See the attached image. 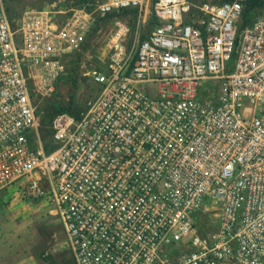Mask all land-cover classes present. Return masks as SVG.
I'll return each mask as SVG.
<instances>
[{
	"label": "built area",
	"instance_id": "1",
	"mask_svg": "<svg viewBox=\"0 0 264 264\" xmlns=\"http://www.w3.org/2000/svg\"><path fill=\"white\" fill-rule=\"evenodd\" d=\"M249 1L100 5L156 24L139 39L115 21L94 95L44 142L39 102L96 16L11 20L0 0V192L49 206L76 264H264V11L244 25Z\"/></svg>",
	"mask_w": 264,
	"mask_h": 264
},
{
	"label": "rangeland",
	"instance_id": "2",
	"mask_svg": "<svg viewBox=\"0 0 264 264\" xmlns=\"http://www.w3.org/2000/svg\"><path fill=\"white\" fill-rule=\"evenodd\" d=\"M108 0H5L8 15L16 19L24 10H49L54 21L61 22L74 12L93 13L95 20L82 48L63 58L61 78L70 76L73 82L72 109L79 110L92 97L97 86L94 73L103 72L107 59V43L116 20L124 21L132 34L139 24L138 38H145L156 20L151 13H111L98 15L97 9ZM153 0H150L149 11ZM208 0H194L195 3ZM216 1V0H212ZM53 99L39 102V133L48 142L46 125L54 114ZM61 108H65L62 104ZM215 217V216H214ZM0 264H76L67 248L66 235L58 217L43 201L22 199L14 185L0 192Z\"/></svg>",
	"mask_w": 264,
	"mask_h": 264
},
{
	"label": "trees",
	"instance_id": "3",
	"mask_svg": "<svg viewBox=\"0 0 264 264\" xmlns=\"http://www.w3.org/2000/svg\"><path fill=\"white\" fill-rule=\"evenodd\" d=\"M219 1H227V0H219ZM157 0H153L152 3H156ZM258 11H264V0H251L247 3L244 17H243V24L248 25L251 18L253 17L254 13ZM124 12L128 13H136L137 9H128ZM10 18V16H9ZM11 19V18H10ZM12 20V19H11ZM62 76V74H61ZM61 76L58 78L56 84H55V91L53 95L48 99H53L52 106L54 108V114L51 116V120L46 125V128L48 130V133H50V124L54 118V116L58 113H69L73 116H77V113L79 110L74 111L72 109V97H73V82L70 76L66 75L65 78H61ZM62 104L65 108H61L59 105ZM40 115V112H39ZM39 128H40V119H39ZM38 128V131H39ZM40 134V133H39ZM41 136V135H40ZM50 138V137H49ZM42 139V137H41ZM46 142L45 140H43ZM45 149L48 150L47 145H45Z\"/></svg>",
	"mask_w": 264,
	"mask_h": 264
},
{
	"label": "crops",
	"instance_id": "4",
	"mask_svg": "<svg viewBox=\"0 0 264 264\" xmlns=\"http://www.w3.org/2000/svg\"><path fill=\"white\" fill-rule=\"evenodd\" d=\"M0 244H2V239L0 238Z\"/></svg>",
	"mask_w": 264,
	"mask_h": 264
}]
</instances>
